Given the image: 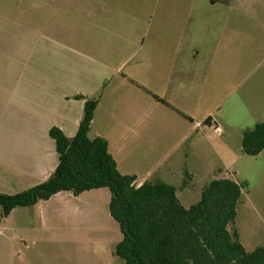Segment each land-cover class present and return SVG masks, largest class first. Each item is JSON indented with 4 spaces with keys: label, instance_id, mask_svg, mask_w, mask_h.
Masks as SVG:
<instances>
[{
    "label": "crops",
    "instance_id": "crops-1",
    "mask_svg": "<svg viewBox=\"0 0 264 264\" xmlns=\"http://www.w3.org/2000/svg\"><path fill=\"white\" fill-rule=\"evenodd\" d=\"M53 1L27 6L23 21L0 16V152L7 158L6 184L27 190L46 182L59 164L50 130L57 127L73 138L85 105L77 96L95 97L103 85L108 88L110 71L122 74L134 59L123 75L136 87L133 124L140 115L136 106L155 109L158 104L194 128L207 126L219 135L224 121L242 138L245 130L264 123V0H151L147 5L135 0L142 3L136 9L129 0H71L63 8ZM146 91L148 96L142 94ZM104 95L89 137L107 140L123 173L119 159L126 146L119 141L113 147L101 129L94 130ZM162 97L167 103L158 102ZM113 110H119L116 104ZM139 140H133L131 156L147 177L198 174L208 162L200 156L196 166L188 165L189 155L185 160L174 153L160 155ZM224 149L232 152L227 144ZM177 167L182 170L176 172ZM157 181L137 177L136 183ZM105 195L102 189L79 196L63 191L14 209L0 221V264H121L115 250L109 255L107 246L91 244L92 234H103L98 243L117 240L112 231L119 224ZM94 198L105 202L92 203ZM92 204L99 212L94 225L86 221ZM98 225L99 230L88 228Z\"/></svg>",
    "mask_w": 264,
    "mask_h": 264
},
{
    "label": "trees",
    "instance_id": "trees-1",
    "mask_svg": "<svg viewBox=\"0 0 264 264\" xmlns=\"http://www.w3.org/2000/svg\"><path fill=\"white\" fill-rule=\"evenodd\" d=\"M77 99L85 100L77 134L68 138L57 127L49 133L59 155L55 172L25 191L0 193V221L16 208L34 206L63 191L79 196L107 188L110 214L123 236L115 255L125 264H264V245L247 252L239 233L230 230L243 197L241 184L213 180L189 209L172 185L157 181L137 187L136 176L119 171L107 140L89 137L100 96ZM242 148L251 157L264 151V123L244 131Z\"/></svg>",
    "mask_w": 264,
    "mask_h": 264
},
{
    "label": "rangeland",
    "instance_id": "rangeland-1",
    "mask_svg": "<svg viewBox=\"0 0 264 264\" xmlns=\"http://www.w3.org/2000/svg\"><path fill=\"white\" fill-rule=\"evenodd\" d=\"M46 1L51 3V0H0V16H3V19L23 21V14L21 12L27 8V6L40 5L41 3H46ZM55 1L56 0H54L53 3H56ZM70 1L71 0H57V4L63 8L71 5ZM129 1L132 6L131 9H136L138 5H142V3H135V0ZM149 1L151 0H145L144 3L147 5L150 3ZM29 15L34 17L35 13L33 12ZM141 55L142 53L139 56ZM133 61L134 62H132L122 74L110 71V76L107 78L109 82L108 88H105L106 86L103 85V87L97 91L98 95L95 96L99 97L105 94L100 115H98L94 130L98 131L101 129L103 133L111 139L113 147L119 141L126 146L123 156L119 159L124 175H136L139 179H146L149 181H160L161 175L163 181L177 188V197L181 204L187 209L200 201L201 192L211 181L221 178L235 179L237 183L243 186V197L237 209V218L234 224L230 226V230L231 232L236 230L239 233L240 242L247 252H252L257 247L263 246L264 151L256 157L246 155L242 150L241 134H237L236 130L232 128L227 129L230 125L226 121L221 124L223 134L219 135L213 128L207 126L204 128H194L190 121H186L184 117L177 114L175 111L160 104H158L155 109H147V107L142 108V105L136 106V110L140 111V115L137 116L136 123L133 124V100H135L136 97V87L123 77V75H128V73H130L131 66L135 63V59ZM104 88L106 90L105 93ZM142 94L148 96L147 91ZM160 99H157L158 102L167 103L166 99H163V97ZM115 104L119 110H113ZM148 117L150 119V125L147 121ZM141 120L143 122L139 124ZM136 128L137 134L135 135L132 133V130L136 132ZM137 136L140 138V145H144L148 150L155 151L160 155L163 153H174L181 156L180 158L183 160H185L186 155H189L186 163L188 165L192 164L193 166H196V159L200 158V156L201 159L208 162L207 164L205 163L206 165L203 167V171L198 174L194 172L193 174H182L181 172L157 173L156 175L153 174L147 177L145 176L146 174L142 175V171H139L137 166L133 165L134 161L131 156V146L133 140L137 139ZM194 140H196L195 144H193ZM226 144L232 152L225 151L224 146ZM222 151L225 155L222 154ZM0 153V193L13 195L25 191V187L20 184L10 185L4 182V179H7L8 175L5 174L3 170L4 161L5 159L7 160V158L4 156L3 152ZM218 155H223L230 165L228 167L229 169H224L221 166ZM174 169L176 172H178L177 170H182L179 169V167ZM193 182L194 185H191ZM137 184H139V182L135 183L136 186ZM102 191L107 194L105 195L106 198H111V193L107 188L102 189ZM95 202H105V198H94L92 203ZM89 211L90 216L88 214L86 215V221H90V223L94 225L95 222L93 220H99L97 217L99 212L95 204L91 205ZM80 224L81 223L78 222L75 223L77 228L82 227ZM88 228H91V230H99L100 227L98 225V227L90 226ZM110 232L111 230L109 234ZM112 232L114 236L117 234L116 241L110 239L109 241L106 240L98 243L97 241L104 240L103 234H99L98 236L92 234V241L95 242L91 244L105 245L108 248V254H114L116 244L122 239V235L118 225L117 229H114ZM83 238L88 239L89 236H83ZM67 239L72 240L74 237H68ZM114 258L121 264H125L122 259L115 255Z\"/></svg>",
    "mask_w": 264,
    "mask_h": 264
}]
</instances>
